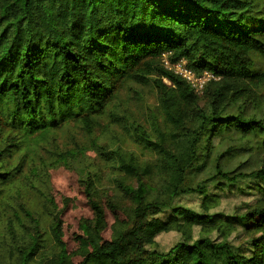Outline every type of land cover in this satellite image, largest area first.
Masks as SVG:
<instances>
[{
  "label": "trees",
  "instance_id": "16d2710c",
  "mask_svg": "<svg viewBox=\"0 0 264 264\" xmlns=\"http://www.w3.org/2000/svg\"><path fill=\"white\" fill-rule=\"evenodd\" d=\"M263 38L264 0H0V205L21 185L49 190L56 169L74 175L76 193L52 215L53 252L35 259L32 249L12 264H264V203L231 218L249 239L247 256L227 242L229 223L217 227L222 241L189 242L191 226L208 217L171 207L181 193H204L199 185L185 187L187 172L207 151L203 143L222 131L264 134L262 120L227 114L257 103L264 69L254 70V56L264 63ZM180 61L215 80L195 94L166 65ZM151 75L158 77L160 124L153 136L141 132L140 143L153 160L139 162L118 149L116 160L102 153L122 173L117 183L132 201L129 209H102L85 148L59 149L54 134L73 124L96 147L94 129L118 91ZM40 150L50 155L47 164L37 158ZM213 176L264 183V159L246 173L217 166ZM153 184L162 195L152 194ZM165 209L171 219L154 218ZM171 230L183 233L182 242L165 253L147 248Z\"/></svg>",
  "mask_w": 264,
  "mask_h": 264
},
{
  "label": "rangeland",
  "instance_id": "374dc122",
  "mask_svg": "<svg viewBox=\"0 0 264 264\" xmlns=\"http://www.w3.org/2000/svg\"><path fill=\"white\" fill-rule=\"evenodd\" d=\"M254 62V70L261 72L264 69L262 59L254 56ZM154 79L158 77L151 75L142 83L130 82L118 91L108 109L109 114L104 115L94 129L95 142L98 141L96 147H92L84 133L73 124L54 134L59 149L85 148L86 162L94 166L92 171L98 179L96 199L102 209L108 210L110 203H116L125 209L132 206L129 195L117 183L122 180V173L113 170L111 162L104 161L105 157H101L102 153L108 152L107 156L116 160L114 153L118 149L120 154L131 155L139 162L153 160V155L143 148L140 139L143 137L141 132L153 136L157 130L156 126L160 124L161 111L153 85ZM163 82L166 83L164 80ZM258 94L255 105L242 107L243 112L233 106L227 110V114H241L245 118L251 116L264 123V87ZM221 133L222 135L211 139L209 144H202V150L207 148V151H202V157L186 174L185 187L195 188L199 185L205 188L204 193H181L172 199L171 207L208 217L209 221L194 223L188 233L186 232V236L191 238L189 242L200 238L222 241L223 237L217 227L221 225L223 230L225 225L228 226L225 223H229L234 230L228 235L227 242L235 252L247 256L250 255L249 239L231 218L243 214L248 208L264 203V183L239 179L230 184L216 180L213 174L217 166L223 172L235 173L257 169L264 159V134L259 136L251 133L241 136L234 130ZM49 157L47 152L40 150L37 158L47 164ZM73 176L65 175L60 169H56L50 171L53 185L49 190L37 192L21 185L6 193L0 205V261L12 264L22 253L33 252L32 249H35V259L49 256L53 252L54 241L50 233L52 215L64 197L76 195ZM128 182L136 189L135 181ZM156 188V192L152 194L162 195L159 188ZM172 212L165 209L154 218L167 222L172 218ZM177 220L182 222L181 219ZM182 234L177 230L159 233L154 237V247L147 248L165 253L175 244L182 242Z\"/></svg>",
  "mask_w": 264,
  "mask_h": 264
},
{
  "label": "built area",
  "instance_id": "2783aa9c",
  "mask_svg": "<svg viewBox=\"0 0 264 264\" xmlns=\"http://www.w3.org/2000/svg\"><path fill=\"white\" fill-rule=\"evenodd\" d=\"M167 65V64H166ZM174 74L180 76L192 88L195 94H201L206 84L215 80L214 76L209 72L195 73L187 68L185 62L180 61L173 65H167Z\"/></svg>",
  "mask_w": 264,
  "mask_h": 264
}]
</instances>
